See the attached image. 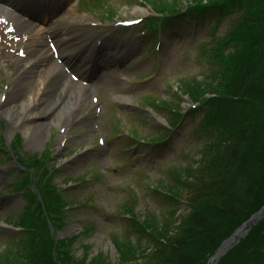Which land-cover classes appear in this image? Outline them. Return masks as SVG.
Returning a JSON list of instances; mask_svg holds the SVG:
<instances>
[{
    "label": "rangeland",
    "instance_id": "rangeland-1",
    "mask_svg": "<svg viewBox=\"0 0 264 264\" xmlns=\"http://www.w3.org/2000/svg\"><path fill=\"white\" fill-rule=\"evenodd\" d=\"M92 2L93 0H67L53 18L57 23L54 31L43 33L42 30H35L43 29L44 26L35 23L32 27L34 30L30 33L32 39L28 51L27 48H20L23 31H9L6 24L0 25V117L4 120V124H0V137L3 136L8 143L19 133L22 154L41 152L48 146L54 152L55 163L64 171L54 172L49 180L51 183L67 177L65 182L73 185L70 177L77 173L79 178L87 179L81 183L76 182L72 192H65L69 204L83 200L77 202L82 204L74 206L75 209L69 208L70 213H63L65 223L58 232L66 236L78 235L74 242H67V247L77 257L84 253L89 261L93 254L100 252L115 261L118 259V252L112 244L114 235L140 239L141 247L149 244L146 238H140L142 232L138 226L127 220L128 216L119 214L126 213L127 205L136 207L134 212L138 219L155 212L157 219H173V216L186 211L187 206L182 200L175 212L173 202L165 198L161 191L177 187L170 169L195 164L201 156L200 145L204 142V137L197 130L196 118L199 112L193 116L188 115L179 128L175 129L170 140L154 144L152 148L148 144L132 142L125 134L140 133L142 138H151L163 132L161 124L160 127L151 126L139 110L146 108L149 117H159L163 122L166 117L174 116L170 112L171 107L153 106L154 103L165 99L170 106L185 111L188 96L183 94L186 93L184 83H191L196 77L204 78L205 84L215 81L219 73L215 71L216 64L212 65L211 58L201 52L205 44L206 51L209 49V40L213 34L220 36L229 26L231 28L232 20L224 16L212 33L209 28L213 24V17L203 19L199 25H195L192 18L183 17L180 20L181 29L168 37L167 33L171 32L169 28L164 35L163 47L155 49L154 43L159 39L157 36L152 44L149 42L144 46L147 42L142 41L145 34L139 24L133 27H121L118 24L121 19L131 18H139L141 23L150 13L147 4L141 0H101L97 5ZM179 3H184V0ZM72 13L76 14V18L71 17ZM236 14L237 11L229 15L233 18ZM57 32L74 44H95L96 38H99L103 41L105 52L121 57L118 59L121 65L100 67L99 77L83 86L85 100L74 107L76 111L71 116V123L69 122L66 131L65 127L55 124L57 111L48 107V104L55 100L63 101L65 97L63 80L61 83L58 77L56 83L46 89L45 101L40 97L25 109L19 104L32 97L38 88L43 89L40 88L43 85L41 81L46 80L44 62L35 61V51L38 50L36 39H40L42 44L45 40L46 44L48 40L55 42V39L61 42ZM41 38H44L43 42ZM25 61H30L33 68L23 78L22 65ZM72 70L74 69L67 67L63 75L69 77L73 74ZM177 86L182 88L179 94L175 92ZM15 104L22 107L15 111L21 117L16 124L5 115L6 107ZM37 112V118L27 116ZM34 119L48 123L39 139L34 138L35 129L31 124ZM27 128L32 132L28 133ZM60 132H65L66 143H62L64 141L59 138ZM16 140L10 147L5 144L3 149L14 148ZM12 164L13 160H7L0 150V224L3 214L20 207L17 194L1 196L2 191L12 188L9 183L12 175L7 172ZM87 177L93 179L89 180ZM178 196L184 198L180 193ZM134 198L137 199L133 200ZM83 227L85 230H82ZM56 236L57 233H53V237ZM3 242L0 238V250L4 246Z\"/></svg>",
    "mask_w": 264,
    "mask_h": 264
},
{
    "label": "trees",
    "instance_id": "trees-1",
    "mask_svg": "<svg viewBox=\"0 0 264 264\" xmlns=\"http://www.w3.org/2000/svg\"><path fill=\"white\" fill-rule=\"evenodd\" d=\"M146 1L161 13L151 27L166 26L175 14H192L197 21L211 14L218 23L238 13L231 28L210 40L204 53L216 64L215 81L205 84L204 78H196L185 83L189 98L200 103L192 111L204 106L197 128L206 143L195 164L171 168L177 187L164 192L175 212L182 200L186 211L173 219H157V212L138 219L128 209L140 238L149 244L141 247L140 239L114 235L118 259L97 252L87 261V254L77 257L67 247L76 236L53 237L65 223L68 204L49 181L46 156H33L22 162L27 178L19 180L18 187L33 184L42 202L35 191L25 189L27 205L12 222L24 233L14 246L0 250V264H207L221 241L264 203V0H187L185 10L179 9L178 0ZM177 120L170 124L175 126ZM217 264H264V217Z\"/></svg>",
    "mask_w": 264,
    "mask_h": 264
},
{
    "label": "bare ground",
    "instance_id": "bare-ground-1",
    "mask_svg": "<svg viewBox=\"0 0 264 264\" xmlns=\"http://www.w3.org/2000/svg\"><path fill=\"white\" fill-rule=\"evenodd\" d=\"M22 4L21 0H0V23L1 22H5L12 30L13 28H15L17 31H23L24 34L23 35H27L26 38H21L20 40V46L23 45L24 47H29V42L32 39V35L30 34L33 30H31L30 28L32 27L31 25V20L22 17L21 15H19L18 12H20L19 9V5ZM53 2H51L50 0H36L35 3L33 4V8L34 9H44V8H48V6L52 5ZM71 17L76 18V15L73 13L71 15ZM56 20L51 21L49 24L45 25V27L43 28L42 32H47V31H54V27L56 25ZM38 30V29H35ZM58 36L61 37L62 39V43H59V40H56V44L59 45V56H54L51 51L49 54V47H44L43 45H39L37 44V51H35V55H36V59L35 61H39L41 60L42 62H44V66H43V72H44V77H45V81H41V83H43V85L40 86V88L43 89H39L37 92H34L32 97H30L29 99H27L26 101H20L19 104H21V106L23 107V109L29 107L30 105H33L35 101H37L40 97L42 98L43 101L46 100L45 95L46 94V89H50V87H52L57 80V77L61 80H63V88H64V92H65V97L63 99V101H54L51 104H48V102H44V104H48L49 109H54L57 111V122L55 123L57 126L60 127H65V130L68 129L69 126V122H70V118L71 116L74 115L75 110V106H79L85 99V88L83 87V82L81 81H77V82H73L71 79H68L66 77V75L64 74V65H72V66H76L75 70L78 71L79 73L84 70H88L89 69V62L90 61V55L91 53L95 50L96 52V48H92L93 45H91L90 51H87L84 55L80 56V57H76L73 54V51L71 49L74 48H78L79 45L76 46V44L74 45L73 48V44L69 43L68 40L65 41V39L62 37L61 33L57 32L56 33ZM36 38V37H35ZM43 41V38H41ZM35 40V39H34ZM37 42H40V39H36ZM61 46V47H60ZM33 48V46L31 47V49ZM30 49V50H31ZM93 52V54L95 53ZM94 56V55H93ZM102 56V55H99ZM89 59H86V58ZM78 62V64H77ZM33 65L31 64L30 61H25V63L22 65V73L24 75L23 78H26L27 74L32 70ZM99 77V75H96L93 77V79ZM92 82V80L90 81ZM40 83V81H39ZM52 90V89H51ZM50 90V92H51ZM44 104H41L44 105ZM7 105V104H6ZM19 108L16 104L13 106H7L5 109V115L7 116V119H9L11 122L13 123H18L17 121L21 118L19 117V115L15 112L18 109H22ZM18 112V111H17ZM27 116H29V118H37L38 116V112L36 113H29L27 114ZM32 124V128L34 130V138L35 139H39V137L41 136V134L43 133V131L46 129V125H48V123H45L43 121H40L38 119H34ZM27 132L31 133L32 130L27 128ZM46 133V131L44 132ZM65 132L59 133V138H63L65 136L64 134ZM42 137V136H41Z\"/></svg>",
    "mask_w": 264,
    "mask_h": 264
},
{
    "label": "water",
    "instance_id": "water-1",
    "mask_svg": "<svg viewBox=\"0 0 264 264\" xmlns=\"http://www.w3.org/2000/svg\"><path fill=\"white\" fill-rule=\"evenodd\" d=\"M263 215H264V205L258 211H256L249 219L243 222L242 225L238 227L228 239L222 242V244L217 249L214 255L215 260L213 261L212 264H214L219 259V257L222 255V253L225 252L227 248L230 247L236 241V238H235L236 235H241L242 233L247 231Z\"/></svg>",
    "mask_w": 264,
    "mask_h": 264
}]
</instances>
